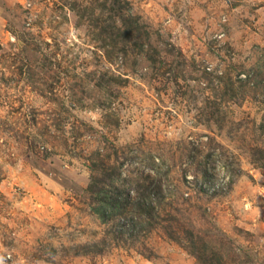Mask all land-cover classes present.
<instances>
[{
  "label": "rangeland",
  "instance_id": "obj_1",
  "mask_svg": "<svg viewBox=\"0 0 264 264\" xmlns=\"http://www.w3.org/2000/svg\"><path fill=\"white\" fill-rule=\"evenodd\" d=\"M0 264H264V0H0Z\"/></svg>",
  "mask_w": 264,
  "mask_h": 264
}]
</instances>
